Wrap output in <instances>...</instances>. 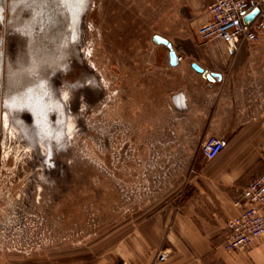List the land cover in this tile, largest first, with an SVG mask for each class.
Listing matches in <instances>:
<instances>
[{
    "label": "crops",
    "instance_id": "crops-1",
    "mask_svg": "<svg viewBox=\"0 0 264 264\" xmlns=\"http://www.w3.org/2000/svg\"><path fill=\"white\" fill-rule=\"evenodd\" d=\"M211 1L171 0L160 6L165 10L159 25L166 19L170 33L158 34L174 50L175 64L169 63L168 47L153 37L149 51L132 60L138 78L136 91L130 89L136 125L143 126L150 146L158 140L162 164L158 172L149 171L151 195L134 199L119 217L110 247L96 248L89 262L86 251L73 259L71 248L40 246L23 209L8 198L0 212V264H264V234L244 249L223 248L226 223L238 213L233 201L264 170V33L236 51L217 38L201 41L197 30L208 19ZM193 62L220 77L207 79ZM209 136L225 139L226 145L207 160L200 144ZM161 250L168 255L158 261Z\"/></svg>",
    "mask_w": 264,
    "mask_h": 264
},
{
    "label": "rangeland",
    "instance_id": "rangeland-1",
    "mask_svg": "<svg viewBox=\"0 0 264 264\" xmlns=\"http://www.w3.org/2000/svg\"><path fill=\"white\" fill-rule=\"evenodd\" d=\"M88 1L77 53L80 65L96 76L103 98L78 102L66 122L63 153L48 159L45 146L28 142L5 109L0 117V170L9 198L23 209L34 243L71 248L73 259L86 251L90 262L96 248L110 247L119 217L128 213L133 200L151 195L149 171L158 172L162 164L160 143L150 146L143 126L136 125V100L130 97L138 78L132 60L149 51L153 35H169L166 19L159 22L165 10L160 6H170L171 0Z\"/></svg>",
    "mask_w": 264,
    "mask_h": 264
},
{
    "label": "flooded vegetation",
    "instance_id": "flooded-vegetation-1",
    "mask_svg": "<svg viewBox=\"0 0 264 264\" xmlns=\"http://www.w3.org/2000/svg\"><path fill=\"white\" fill-rule=\"evenodd\" d=\"M82 4L81 0H3L0 9L1 82L6 79V68L14 67L18 59L28 60V46H81L82 25L88 7L86 6L80 21L79 40L73 35V13ZM51 59L53 56L47 61L53 62ZM38 62L42 61L39 59L36 63ZM61 62L59 71L45 72L40 69L36 74L43 89L39 98V115L35 116L28 108L23 107L16 113L19 122L33 126V138L43 143L59 144L66 139V122L78 109L79 101L103 98L96 76L80 65L78 57L65 55L59 64ZM62 89L67 92L64 102L60 99ZM1 103L0 99V117ZM56 153L62 154L63 151L58 150ZM2 180L0 170V200H4V204L11 192Z\"/></svg>",
    "mask_w": 264,
    "mask_h": 264
},
{
    "label": "built area",
    "instance_id": "built-area-1",
    "mask_svg": "<svg viewBox=\"0 0 264 264\" xmlns=\"http://www.w3.org/2000/svg\"><path fill=\"white\" fill-rule=\"evenodd\" d=\"M244 6H249L245 12L257 9L249 22L243 21L245 12L240 9ZM206 11L208 19L197 30L201 41L217 38L236 51L243 42H255L264 33V0H212ZM225 145V139L209 136L201 142L200 152L205 159H213ZM3 201L0 200V212ZM233 204L238 213L226 223L229 233L223 248L227 251L244 249L264 234V170L242 189ZM167 255L161 250L156 259L163 261Z\"/></svg>",
    "mask_w": 264,
    "mask_h": 264
},
{
    "label": "water",
    "instance_id": "water-1",
    "mask_svg": "<svg viewBox=\"0 0 264 264\" xmlns=\"http://www.w3.org/2000/svg\"><path fill=\"white\" fill-rule=\"evenodd\" d=\"M88 0H83V4L75 9V13H73V35L79 40L80 35V21L85 12L86 6L88 7ZM3 5V0H0V9ZM12 7H15L12 4ZM249 6H244L240 10L241 12H245ZM257 13V9H254L250 14L243 17L244 22H249L251 17ZM153 40L157 43H161L168 47V59L170 64L176 63V54L172 49L170 43L167 39L160 36L159 34L153 35ZM77 47L66 46V47H42V46H28L27 48V61H22L18 59V62H15L14 67L6 68L7 74L6 79L1 82L0 78V99L1 103V116L3 111L6 109L11 113L12 118L17 122L20 126L23 136L30 142L33 146L36 142H41L33 138V126L26 125L23 122H19L17 119V110L19 108H28V111L31 114H38L40 111V102L39 98L42 94V84L37 79L36 74L41 70H45V72H53L59 71V68L62 66V62L59 64L60 59L63 56H71L78 57ZM53 56L51 59L53 62L47 61L49 57ZM41 60L42 62L36 63L37 60ZM46 61V62H45ZM35 64V65H34ZM0 65H1V55H0ZM192 68L196 71L203 73L205 77L209 80H214L215 77H220L217 73H207L196 63L191 64ZM41 69V70H40ZM42 71V72H43ZM89 72V70H87ZM91 73V72H90ZM0 74H1V66H0ZM38 117V116H37ZM2 121V120H1ZM65 140H62L59 144L57 143H43V146L46 148V154H44L45 158H50L53 154L64 148ZM35 147V146H34ZM37 156V154H36Z\"/></svg>",
    "mask_w": 264,
    "mask_h": 264
},
{
    "label": "snow or ice",
    "instance_id": "snow-or-ice-1",
    "mask_svg": "<svg viewBox=\"0 0 264 264\" xmlns=\"http://www.w3.org/2000/svg\"><path fill=\"white\" fill-rule=\"evenodd\" d=\"M81 2H83V0H81Z\"/></svg>",
    "mask_w": 264,
    "mask_h": 264
},
{
    "label": "bare ground",
    "instance_id": "bare-ground-1",
    "mask_svg": "<svg viewBox=\"0 0 264 264\" xmlns=\"http://www.w3.org/2000/svg\"><path fill=\"white\" fill-rule=\"evenodd\" d=\"M23 138V137H22Z\"/></svg>",
    "mask_w": 264,
    "mask_h": 264
}]
</instances>
